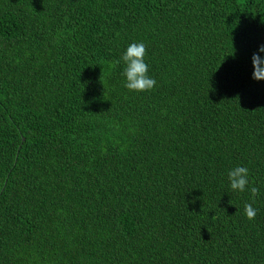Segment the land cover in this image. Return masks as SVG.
<instances>
[{"label": "trees", "instance_id": "obj_1", "mask_svg": "<svg viewBox=\"0 0 264 264\" xmlns=\"http://www.w3.org/2000/svg\"><path fill=\"white\" fill-rule=\"evenodd\" d=\"M261 45L264 0H0V264H264Z\"/></svg>", "mask_w": 264, "mask_h": 264}, {"label": "clouds", "instance_id": "obj_2", "mask_svg": "<svg viewBox=\"0 0 264 264\" xmlns=\"http://www.w3.org/2000/svg\"><path fill=\"white\" fill-rule=\"evenodd\" d=\"M259 53H264V45L259 47L258 53L252 56L253 63V79L260 81L264 80V57ZM146 46L143 42L131 43L121 60L125 67L122 75L126 77L125 87L129 91L146 92L150 91L157 84V81L148 75L149 66L145 62ZM120 61H116L119 64ZM249 169L245 166H237L228 172V180L233 191L243 192L249 184L248 180ZM251 196L255 198L259 195V189L255 186L250 189ZM245 214L249 220L255 219L257 209L252 204L245 205Z\"/></svg>", "mask_w": 264, "mask_h": 264}]
</instances>
